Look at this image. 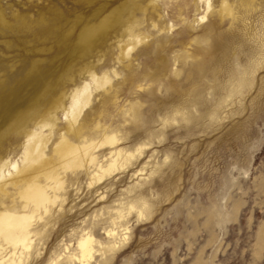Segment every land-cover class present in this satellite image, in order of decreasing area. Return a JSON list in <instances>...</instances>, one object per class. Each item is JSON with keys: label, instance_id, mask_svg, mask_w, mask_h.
<instances>
[{"label": "rangeland", "instance_id": "374dc122", "mask_svg": "<svg viewBox=\"0 0 264 264\" xmlns=\"http://www.w3.org/2000/svg\"><path fill=\"white\" fill-rule=\"evenodd\" d=\"M131 1L151 0H0V158L22 153L23 136L4 135L13 123L27 116L32 127L90 64L109 72L112 87L94 95L85 126L100 117L131 148L152 143L99 186L69 176L62 208L35 225L40 236L23 264H65L85 233L107 243L115 211L142 198L150 210L123 222L127 244L111 261L98 253L91 264H264V0L249 11L230 0L235 20H221L222 0H212L215 12L203 24L205 3L157 0L156 9L136 12L148 44L121 62L116 44ZM170 24L173 34L164 33ZM137 103L133 122L128 107ZM176 110L183 116L165 126ZM144 166L148 175L138 172ZM16 195L14 187L0 194V208Z\"/></svg>", "mask_w": 264, "mask_h": 264}, {"label": "bare ground", "instance_id": "6f19581e", "mask_svg": "<svg viewBox=\"0 0 264 264\" xmlns=\"http://www.w3.org/2000/svg\"><path fill=\"white\" fill-rule=\"evenodd\" d=\"M198 1L207 6L206 14L199 17V22L203 24L215 8L212 0ZM255 1L241 0V7L249 11L254 8ZM138 4L131 1V5L127 8L128 12L126 15L124 13L125 17L121 21V35L116 44L119 53L117 60L121 62H131L133 53L140 46L148 44L150 39L149 35L143 33L136 12L145 13V10L148 11L147 7L156 9L157 0H151L146 6L142 5L143 8ZM234 10L230 0H222L216 12L221 20L230 17L235 20ZM154 27L160 30L157 24H154ZM174 28V24H170L162 28V31L173 34ZM183 57L186 59L190 57L186 47ZM92 65H87V76L80 84H75L71 90L63 91L58 100L56 102L54 100L55 103L42 113L43 115L40 114L38 119L35 117L32 127L26 125V116L16 124L14 122L13 126L10 125L12 128L4 133L7 135L15 132L23 136L24 141L22 153L18 159H12L9 156L0 158V194L6 195L10 187L17 189V203L14 201L12 206L4 205L0 208V264H23L30 257V252L35 246H33V238L40 236V231L38 230L36 234L33 228L38 222H42L53 208L57 206L62 208L65 201L62 193L65 191L69 176L78 177L80 174H85L89 179L88 187L99 186L115 173L133 167L134 162L138 161L152 145L151 141H142L131 148L126 142L124 133L121 135L118 128L107 127L100 117L93 120L90 126H85L84 121L89 114L88 110H91L94 95L98 92L107 93L112 87L109 72ZM112 73L113 76H118L115 70ZM179 73L180 71L176 68L175 74L178 76ZM244 82L241 80L239 86H243ZM140 107L139 103L128 107V117L133 122L139 118ZM59 112L63 117L61 125ZM30 114L31 112L27 115ZM180 114L183 116V113L176 110L171 118H166L164 125L177 122ZM101 115H104V112ZM168 159L169 157H166L163 163L166 164ZM146 166L148 167L149 164ZM146 166L138 170L141 175L143 173L148 175ZM160 166L157 164L154 169H151L149 177L157 173ZM138 200L130 201L115 211L114 218L111 220L115 228L107 231L109 238L107 243L96 244L92 235L85 233L77 242V252L65 256V264H91L98 253L101 262L111 261L129 240V228L126 224L123 225L127 217L134 212L139 219L148 215L150 210L148 202L143 198ZM44 222L47 223V221ZM96 245L98 249L95 248ZM56 262L52 261L50 264H56Z\"/></svg>", "mask_w": 264, "mask_h": 264}]
</instances>
